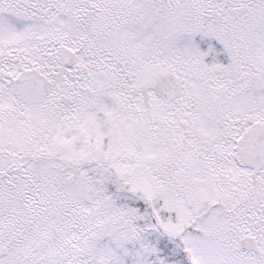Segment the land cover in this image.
Here are the masks:
<instances>
[{
  "label": "snow or ice",
  "instance_id": "obj_1",
  "mask_svg": "<svg viewBox=\"0 0 264 264\" xmlns=\"http://www.w3.org/2000/svg\"><path fill=\"white\" fill-rule=\"evenodd\" d=\"M0 264H264V0H0Z\"/></svg>",
  "mask_w": 264,
  "mask_h": 264
}]
</instances>
